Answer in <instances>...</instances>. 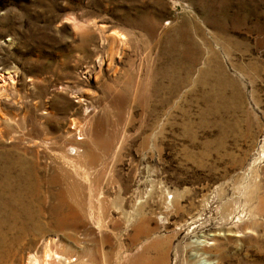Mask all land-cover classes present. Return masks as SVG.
<instances>
[{
  "label": "rangeland",
  "instance_id": "rangeland-1",
  "mask_svg": "<svg viewBox=\"0 0 264 264\" xmlns=\"http://www.w3.org/2000/svg\"><path fill=\"white\" fill-rule=\"evenodd\" d=\"M45 252L264 264V0H0V264Z\"/></svg>",
  "mask_w": 264,
  "mask_h": 264
},
{
  "label": "bare ground",
  "instance_id": "bare-ground-1",
  "mask_svg": "<svg viewBox=\"0 0 264 264\" xmlns=\"http://www.w3.org/2000/svg\"><path fill=\"white\" fill-rule=\"evenodd\" d=\"M114 38H116V37H114ZM22 212L24 214L23 220L25 222H29L32 219V217L30 216L27 207H22ZM70 215L74 216L73 213ZM58 222H59V224H61L64 227V229L70 228L72 226H77L76 224H74V223H72L66 219H59ZM62 226H60V228H63ZM89 251L91 253L90 252H88V253L93 255L92 251L91 250H89ZM86 253H87V250L84 251L85 256H86ZM137 258L138 257H136L134 259L136 261L133 260L130 264H139L140 260L139 259L137 260ZM139 258L141 259V257H139ZM74 260L75 259H72V257L66 256V255H61L59 253L55 254L54 256H51L48 252H45L42 261H39V259L37 257H35L34 254H31L29 256V261L27 262V264H55V262L57 264H71V263H73ZM143 262L145 263V261H143ZM153 264H155V263H153Z\"/></svg>",
  "mask_w": 264,
  "mask_h": 264
},
{
  "label": "snow or ice",
  "instance_id": "snow-or-ice-1",
  "mask_svg": "<svg viewBox=\"0 0 264 264\" xmlns=\"http://www.w3.org/2000/svg\"><path fill=\"white\" fill-rule=\"evenodd\" d=\"M72 21H68V23H71Z\"/></svg>",
  "mask_w": 264,
  "mask_h": 264
}]
</instances>
